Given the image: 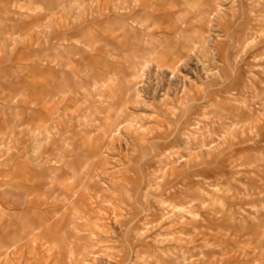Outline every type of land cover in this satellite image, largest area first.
Returning <instances> with one entry per match:
<instances>
[{"label":"crops","instance_id":"obj_1","mask_svg":"<svg viewBox=\"0 0 264 264\" xmlns=\"http://www.w3.org/2000/svg\"><path fill=\"white\" fill-rule=\"evenodd\" d=\"M238 8L230 7L233 10L230 11L229 7H221L220 15L209 20L210 13L219 11L211 0H0V143H20L17 153L8 157L2 155L4 160L0 150V222L16 223L18 215L35 222L54 221L45 216L55 213L58 218L64 211V198H61L62 202L49 203L41 189L42 183L47 182L57 169L46 172L44 167L33 163V158L38 155H35L39 145L36 143L44 142L46 133L57 134L58 143L38 156L72 160L68 167L76 168L73 173L80 171L86 163L81 160L87 159L86 164L93 169L91 172L105 175L116 157H128L136 163H124L125 174L157 172L153 162L145 164L141 159L157 158L160 155H151L150 150L160 151L161 146L145 143L150 139L154 142L164 136L171 137L167 131L177 123L168 115L162 116L161 109L156 115L146 111L144 106L149 101L135 98L133 79L143 74H172L185 68V75L192 76L194 61L208 64L202 65L201 69L213 74L216 87H223L214 94L212 89L197 91L192 86V97H198L201 92L206 95L209 102L200 97L201 102L218 114L217 119L226 115L224 118L229 121L242 122L252 114V121H247L252 123L256 135L264 138V115L258 117L256 112L253 113L254 107L241 101L248 74L241 67V46L252 40V32L258 34V27L252 20L240 21ZM260 34L264 36V32ZM246 60L252 61V50ZM152 90L141 87L138 92L145 94ZM224 90L228 97L222 94ZM190 109L185 125L192 124V105ZM229 121L224 123L228 125ZM139 125L147 128L148 134L152 132V138L140 141L138 137L134 138L135 131L126 130ZM118 127L124 138H132L129 151L123 155L122 151L114 155L113 142L119 135L114 130ZM168 147L177 148V144ZM247 150L251 153L254 149L233 148V154L229 153L214 176H204L203 168L193 172L219 188L222 203L233 210V214L236 211L235 216L229 215L231 211L227 214L229 210L217 214L222 223L227 217L241 219L232 226L234 230L226 234H230V238H226L229 245L225 250L229 247L231 250V245L237 244L246 252L242 244H252L260 231H264V225H258L252 219L247 221L237 212L251 204L253 198L264 204V167H252L249 161L242 159ZM231 164L235 166H229ZM59 174L61 171L57 170L56 176ZM62 174L55 179L56 183L64 181V171ZM226 174L230 177H224ZM235 174L248 175L247 181H231V175ZM221 178L224 181L221 182ZM139 179L141 176L132 180L136 184ZM190 184L192 188L197 183ZM74 185H69L68 189ZM18 188L29 189L30 194L18 191ZM56 188L63 190L59 185ZM33 189L38 190H34L36 196L32 194ZM242 190H247L248 194H242ZM79 192L72 193L69 200H75L77 204L82 199L78 196L80 200H77ZM48 204L52 208L47 209ZM202 218L210 222L214 216L204 212ZM242 222L247 225L240 226ZM41 226L47 230L48 223ZM205 227L216 240L205 230L200 234L201 238L207 235L218 244L226 236L215 231L214 226ZM6 236L10 240H5ZM11 244H14L13 250L6 253L12 251L15 254V230L0 235V248ZM252 257L256 256L252 254ZM9 260L16 264L11 256Z\"/></svg>","mask_w":264,"mask_h":264},{"label":"rangeland","instance_id":"obj_2","mask_svg":"<svg viewBox=\"0 0 264 264\" xmlns=\"http://www.w3.org/2000/svg\"><path fill=\"white\" fill-rule=\"evenodd\" d=\"M211 2L219 7V11L210 13L209 20L220 15L221 7H229L230 11H233L230 7H239L241 14L237 16H240V21L252 20V23L258 27V34L252 32V40L241 46V67L248 73L245 79L246 85L242 87L241 101L246 106L254 107L253 113L256 112L258 117L263 116L264 101L261 99L264 98L262 96L264 36L260 33L264 32V0H211ZM245 10L247 12L242 14ZM250 50H252V61L248 62L246 59ZM198 63L194 61L192 76L191 74L186 76L185 68H182L172 74L153 72L149 76L143 74L133 79L135 98L149 101L144 106L148 109L146 111L156 115L161 109L162 111H159L162 116L168 115L177 123L167 131L171 137L164 136L159 140L155 139L154 142L150 139L145 143L161 146L160 151L150 150L151 155H160L157 158L141 159L145 164L153 162L152 165H155L157 171L155 173L152 171L141 175L125 174L124 163L126 165H136V163L123 156V159L116 157L113 160L109 173L105 175L91 172L93 169L86 164L89 162L87 159H82L81 162L86 161V163L84 162L80 171L73 173L76 168L68 167L72 160L38 156L56 147L59 139L57 134L46 133L44 142L36 143L37 145L39 143L38 152L35 153L38 155L33 158V163L44 167L46 172H54V169L61 171V175L57 176V170L54 174L50 173L48 183L46 181L42 183V193L45 191L44 199L52 203L64 198V211L58 218L55 213L45 216V218L51 217L54 221L35 222L28 220L26 216L18 215L16 223L0 222V235H8L9 231L14 230L16 234V253L13 254L12 251L6 253L10 249L13 250L14 244L4 245L0 248V264H14V261L10 262V256L16 260V264H200V262L262 264L261 262H264L263 230L260 231V236L252 241V244H257L256 246H252L251 242L242 244L246 252L255 247L254 253L242 251L241 245L238 248L237 244L231 245L233 249L230 250L229 247L225 250L229 245L226 238L228 236L230 238V234H226L233 231L232 226L241 219L227 217V221L222 223V220L217 218V214L227 212L229 209L220 200L221 190L212 186L204 177L195 176L193 173L203 168L204 176H214L219 171L218 166L226 161L225 158L232 149L238 147L254 149L251 153L247 150L242 159L249 161L252 167H264V138L258 137L252 123L247 121V119L252 121L251 112H249L251 115L242 122L229 121L224 118L226 115H222L223 117L220 115L217 119L218 114L208 110L206 104L203 105L201 102V98L202 101L209 102L206 95L201 92L198 97H192V86L197 88V91L201 88L212 89L214 94L223 87H216L213 74L201 69L202 65L206 67L208 64ZM252 84L256 85L252 87ZM141 87L153 90L140 94ZM226 92L224 90L222 94L228 97ZM229 94L232 98L231 91ZM153 98L156 100L152 101ZM191 105L192 124L185 125V117L190 115L191 109H188ZM135 108L139 107L135 106ZM225 121H229L228 125L224 123ZM128 129L135 131L134 138L138 137L140 141L152 138V132L149 131L148 134L147 128L143 126H130L126 128ZM114 133L119 134L117 141L113 142L114 155H119L120 151L123 155L129 151L132 138H124L120 127L116 128ZM173 144H177V148L168 147ZM19 148V142H1V158L2 155L8 157L17 153ZM135 154L134 150L133 155ZM229 166L233 167L235 164ZM62 171L65 175L64 181L56 183V180L62 177ZM139 176L141 179L134 184L133 180ZM231 176V181L235 183L247 181L245 177H248L244 174ZM222 180L221 178V182ZM190 182L197 184L191 188ZM74 183L75 187L68 189L69 185ZM58 185L63 187V190H57ZM17 190L30 194L29 189ZM34 190H38L33 189L32 194L36 196ZM78 190L81 192L77 194V200H80L78 196L82 199L76 204L75 200L72 202L69 197ZM246 191L242 190L241 193L245 194ZM258 200L253 198L251 204L243 206L237 212L245 220L252 219L256 224L263 226L264 204L262 200L261 202ZM49 208H52L50 204L47 206V209ZM232 211L229 215L235 216L236 211L234 214ZM204 212L213 214L214 218L208 222L202 218ZM216 219L220 225L217 224ZM222 219L225 220L224 217ZM46 223L48 227L44 230V226L41 225ZM207 225L214 226L213 229L221 232L220 235H226L220 239L223 246L219 242L218 244L213 242L216 238L211 236V232L205 227ZM239 225L247 224L242 222ZM204 230L214 239L209 240L207 235L206 238H201L200 234ZM4 239L10 240L9 236ZM252 254L256 257H252Z\"/></svg>","mask_w":264,"mask_h":264}]
</instances>
